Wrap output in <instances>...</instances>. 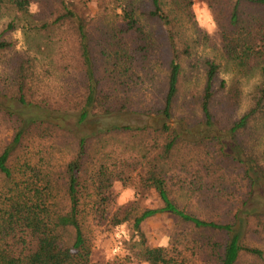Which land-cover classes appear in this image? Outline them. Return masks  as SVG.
Returning a JSON list of instances; mask_svg holds the SVG:
<instances>
[{
	"label": "trees",
	"instance_id": "16d2710c",
	"mask_svg": "<svg viewBox=\"0 0 264 264\" xmlns=\"http://www.w3.org/2000/svg\"><path fill=\"white\" fill-rule=\"evenodd\" d=\"M52 1L51 25L65 23L75 32L80 83L55 106L30 102L25 84L31 68L22 59L14 90L0 89V116L10 124L0 144V264H95L89 233L98 226L126 227L124 256L105 264H236L241 255L262 260L245 236L251 224L264 228V208L255 206L264 205V166L244 151L239 135L250 123H264V0H203L209 7L226 5L219 48L225 61L241 74L250 61L262 63L251 106L226 125L213 111L220 70L214 58L190 65L201 80L187 93L191 116L198 117L191 121L174 110L184 64L208 42L194 29L192 0H109L121 9L114 69L143 63L155 48L149 22L160 27L169 55L163 94L137 108L119 98V87L102 85L88 16L78 3ZM3 3L20 17L32 15V0ZM10 47L0 39V51ZM229 83L225 97L232 109L241 89L239 79ZM116 184L132 190L131 201L117 202ZM158 215L172 220L169 242L149 246L143 224Z\"/></svg>",
	"mask_w": 264,
	"mask_h": 264
},
{
	"label": "rangeland",
	"instance_id": "374dc122",
	"mask_svg": "<svg viewBox=\"0 0 264 264\" xmlns=\"http://www.w3.org/2000/svg\"><path fill=\"white\" fill-rule=\"evenodd\" d=\"M83 13L88 16L86 30L90 41V51L96 66V73L104 88L110 85L122 90L119 98L126 99L131 108L149 104L158 99L164 91L165 73L169 55L164 48L161 29L155 22H149L155 48L147 55L143 63H121L113 68L115 42L114 37L120 36L117 29L121 22V9L109 0H75ZM194 16V29L199 35L207 36L208 42L201 45L197 55L184 64L185 73L180 82L174 110L176 114H184L191 121L198 116H191L189 108L190 98L187 94L194 88H199L201 80L195 81L196 75L192 73L191 63L202 62L205 57L214 58L220 65V70L214 81L215 99L213 111L221 125L238 118L251 106V94L260 80L261 61L252 60L245 68V74L237 72L228 61L221 56L220 31L222 18L225 16L226 5L219 2L209 7L203 0H192ZM31 16L20 17L8 4H0V39L11 43L8 50L0 51V89L8 95L14 90V73L19 61L28 59L31 68L30 77L25 84V97L33 103L46 102L54 106L61 102L66 92L73 91V87L80 83V68L78 66L77 38L72 26L51 25L56 4L52 0H32L30 6ZM264 17V14H263ZM50 25L44 28L43 22ZM14 27L8 29V24ZM188 27V26H187ZM114 29L116 34H114ZM184 31L185 26L182 28ZM191 28H188V33ZM132 46V45H131ZM115 70V71H113ZM231 78L239 79L241 99L238 106L229 109L225 97V90ZM224 82V88L220 84ZM3 100L7 97L1 96ZM188 119V120H189ZM10 136V124L0 116V144ZM244 151L258 158L264 166V123H250L239 135ZM56 138L57 145L63 148L64 141ZM64 150V149H63ZM55 151V150H54ZM64 152H66L64 150ZM68 152V151H67ZM119 204H126L132 200V190L116 184L113 188ZM260 209L263 206L255 205ZM245 236V243L260 249L263 259L258 260L248 255H241L236 264H264V228L250 225ZM146 243L149 246L167 245L172 231V220L165 215H158L143 224ZM126 227L106 228L92 227L89 235L92 237V251L90 261L95 264H105L113 258H120L125 254V245L122 244V235ZM145 264V263H133Z\"/></svg>",
	"mask_w": 264,
	"mask_h": 264
}]
</instances>
